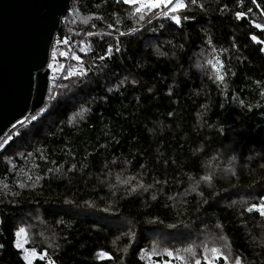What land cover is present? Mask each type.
<instances>
[{
  "label": "trees",
  "instance_id": "obj_1",
  "mask_svg": "<svg viewBox=\"0 0 264 264\" xmlns=\"http://www.w3.org/2000/svg\"><path fill=\"white\" fill-rule=\"evenodd\" d=\"M257 2L197 0L203 7L189 4L177 26L153 14L138 24L118 0H72L50 49L65 67L56 90L0 149V264H26L15 233L35 214L56 233L54 264H164L166 248L150 249L151 240L186 242L204 226L244 264H264V218L245 211L264 197V45L250 39L264 40ZM131 27L140 31L128 35ZM117 42L119 52L97 59ZM209 60L222 62L223 82ZM81 63L86 77L64 79ZM214 162L223 171L209 174ZM128 178L144 188L129 193ZM246 195L247 206L233 203Z\"/></svg>",
  "mask_w": 264,
  "mask_h": 264
},
{
  "label": "water",
  "instance_id": "obj_2",
  "mask_svg": "<svg viewBox=\"0 0 264 264\" xmlns=\"http://www.w3.org/2000/svg\"><path fill=\"white\" fill-rule=\"evenodd\" d=\"M72 0H0V142L46 106L45 61Z\"/></svg>",
  "mask_w": 264,
  "mask_h": 264
},
{
  "label": "snow or ice",
  "instance_id": "obj_3",
  "mask_svg": "<svg viewBox=\"0 0 264 264\" xmlns=\"http://www.w3.org/2000/svg\"><path fill=\"white\" fill-rule=\"evenodd\" d=\"M118 2L123 3L124 5H126L127 7H129L131 9V16L133 19H135L137 21L138 24L150 23L151 21H150V19H148L147 14L152 13L157 18L170 20L175 25L179 26L181 24L182 20L188 19L187 16H182L181 13L187 11L189 4L196 5V6L201 7V8L203 7V5H198L197 0H118ZM251 3L253 5H255L257 8L261 7V5L257 2V0H251ZM225 9H226V6H225ZM225 9H221V10L223 11ZM251 12H252V9L249 8L247 10V12L236 11L234 13V15H235V18L237 20H241L242 18L247 19ZM261 14L264 15V11H262ZM100 19H102V18H100ZM116 24L117 25L121 24V21L117 20ZM253 26L255 29H257L261 32H264V24L253 22ZM107 27L109 29H113L114 25L108 24ZM138 31H140L139 28L131 27V28H129L127 34L131 35V34L137 33ZM111 34H112L111 32L108 33V35H111ZM86 35L93 36L94 33L88 32V33H86ZM117 35L118 36H124V35H126V33L120 32L117 29ZM250 39L258 45H264V40L258 38V36L255 34L251 35ZM61 43L64 45H68L69 40L67 38H61L60 40L57 41V44H61ZM209 43H211V41H209ZM80 51L84 52L85 48L81 47ZM114 51L115 52L120 51L118 42L115 45H112V44L108 45L104 51V54L101 56H98L97 59L99 61H106V60L111 58V55ZM259 51L261 53H264V47H260ZM60 56L65 57L66 53L61 52ZM72 59H74L78 62L81 61V57L78 55H75V54L72 55ZM52 61H56L57 63H60V68L57 69L54 66V63ZM208 64L211 65V67L214 69L215 80L219 81V82H223L224 76L220 72V68L223 67L222 62L220 60H216L215 62H213L212 60H209ZM45 65H46L47 70L49 72H52V73L62 74L65 71V67H64L63 63L57 59V53H56L55 48H53V50H52L51 59L46 60ZM67 72H68V75L64 76V79H69L73 76H75L76 78L79 79V78H84L88 75V73L85 70V68L83 67L82 63H81V66L76 71H72L69 68V69H67ZM49 79L50 80L54 79V77L50 76ZM133 83H135V81H133ZM260 94L262 96H264V91H261ZM240 103H241V105H243V103H244L243 100H241ZM39 111L44 112L45 110L43 108H41ZM28 119H29L28 117H25L23 120L17 119L15 121V123H13L11 125V132L7 135V137L4 139L3 142H0V149H4L14 139L15 136H19L22 134L21 132L16 131L17 126H23ZM30 119L32 121H36L38 119V117L36 115H31ZM211 180H212V177L210 175H204V176L200 177V181H203V182L210 183ZM124 183H127V181H124ZM21 187H24V185H21ZM149 187H151V186H149ZM138 188L143 189L144 185L139 184L136 187H130L129 193H135ZM192 191H196L195 187L192 188ZM155 198L156 197L153 196V199H155ZM260 200H261V202L259 204L253 203V204L249 205L245 209V211L248 213H256L260 217L264 218V197H261ZM105 211H107V209H105ZM170 227H175V225H170ZM24 233H25V229L19 228L16 231L15 235L17 237H19V236H21V234H24ZM15 247L18 250L23 252L22 258L26 262V264H33V262L37 259H41V260L48 259V264H54V261H52L50 258H48L46 249L43 250L42 252H38L37 249H35V248L27 249L24 247V243H22L19 240L16 241ZM185 251L190 252L192 257H196V253L194 251H192L191 248L186 249ZM209 252L211 253V256L208 255ZM203 253L204 254L202 256V259L201 258H195L193 261L189 262V261L185 260L184 257L179 255L178 252H174L173 250H170V249H165L164 254L169 259L164 261V264H171V259L180 260V261H182V264H202V260H203V264H216L217 261H223V264H244L242 258L239 255L233 256L231 254H225L223 251H221V249H219L217 247H212L211 249H209L207 247V245H205L203 248ZM155 254L160 255V253H158V252ZM97 256H98V258L111 259L108 252H106V251H99L97 253ZM141 259H143V257H141Z\"/></svg>",
  "mask_w": 264,
  "mask_h": 264
},
{
  "label": "rangeland",
  "instance_id": "obj_4",
  "mask_svg": "<svg viewBox=\"0 0 264 264\" xmlns=\"http://www.w3.org/2000/svg\"><path fill=\"white\" fill-rule=\"evenodd\" d=\"M147 16L148 18H151L153 15L152 13H148ZM71 52L72 50L70 51L69 55L71 54ZM52 62L55 63L54 66L57 69L60 68V63H57L54 61ZM50 75L54 77V79L56 77L55 80L53 79L54 80L53 87L52 88L50 87L51 88L50 93L53 94V92L56 90V85H57L58 77L60 76V74L50 72ZM10 132L11 130L9 131V133ZM226 165L232 168L231 165L229 164V161H227ZM223 167H224V163L214 162L209 165V169L207 172L209 173L213 171L214 169L216 170L221 169L223 171ZM209 174H212V173H209ZM121 183L124 184L123 181ZM126 184H129L131 186L133 185L132 187H136L137 185H139V182L136 181L135 184H133L131 182V178H128ZM252 201H253L252 196L246 195V196H241L240 198H238V200L233 201V203L239 206H241L242 204L247 206ZM89 204H93L92 201H90ZM19 228H24L25 233L21 234V236L19 237L16 236L15 243L17 240H19L22 243H24L25 248L27 249L35 248L37 249L38 252H42L43 250L46 249L47 255H48V250L49 249L51 250V247L54 245V242L56 241L57 238H56V233L54 229H52V226L48 222H45L40 216V214L39 215L35 214L31 216L30 218H27L24 221H21L19 224ZM211 229L212 231L208 230V228L205 226L201 227L200 229H196V230L193 229V231L196 234L195 238H192L191 236H189L186 242L173 243L174 242L173 239L168 240L164 238H160V239L156 238L155 240H151L153 244L151 245L150 249L159 250L160 248L170 249L171 247H173L175 248L173 250L174 252H178L179 255L184 257L185 260L189 262L193 261L195 258L202 259V256L204 254L203 248L205 245H207L209 249H211L212 247H217L221 249V251H223L225 254H231L235 256V253L233 252V250L230 248L229 244L225 240L226 237L222 236L221 231L214 227ZM189 248H191L192 251L196 253V257H192L190 252L185 251L186 249H189ZM208 255L211 256V253L209 252ZM218 262L219 261H217L216 264ZM178 264H182V261H180Z\"/></svg>",
  "mask_w": 264,
  "mask_h": 264
},
{
  "label": "built area",
  "instance_id": "obj_5",
  "mask_svg": "<svg viewBox=\"0 0 264 264\" xmlns=\"http://www.w3.org/2000/svg\"><path fill=\"white\" fill-rule=\"evenodd\" d=\"M51 95H52V93H50V90H49V95H48V99H47V101H49ZM47 103H48V102H47ZM47 103H46V104H47ZM33 115H35V114H33ZM30 117H31V116H30Z\"/></svg>",
  "mask_w": 264,
  "mask_h": 264
}]
</instances>
